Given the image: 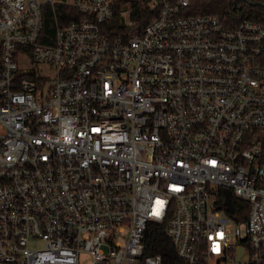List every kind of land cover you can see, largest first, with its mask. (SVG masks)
<instances>
[{"label":"built area","instance_id":"1","mask_svg":"<svg viewBox=\"0 0 264 264\" xmlns=\"http://www.w3.org/2000/svg\"><path fill=\"white\" fill-rule=\"evenodd\" d=\"M189 5L0 0V264H264V23Z\"/></svg>","mask_w":264,"mask_h":264},{"label":"trees","instance_id":"2","mask_svg":"<svg viewBox=\"0 0 264 264\" xmlns=\"http://www.w3.org/2000/svg\"><path fill=\"white\" fill-rule=\"evenodd\" d=\"M249 2L259 3L262 6H249L242 0H189V15H202V14H220L227 12L230 8L236 7L247 15L249 19L264 23V0H248ZM59 12H63V15L59 16ZM56 16H59L58 21L65 23L67 20L73 18L74 9L66 5H59L56 10ZM156 14V10H152L149 7L142 5L140 2L134 4L132 10V19L136 21L134 29H141L144 27L153 16ZM78 18V16H76ZM118 20L115 19L112 27V34L116 35L122 31L117 24ZM54 15L53 13H47L44 21V31L48 40L44 41L46 44L52 43V37L54 35ZM134 29L126 30L133 31ZM220 204L223 199L220 197ZM232 204L237 211V201L232 198ZM144 254L146 256H161L163 264H178L179 260L176 256V249L171 239L166 234L165 224H151L146 231V238L144 241Z\"/></svg>","mask_w":264,"mask_h":264},{"label":"water","instance_id":"3","mask_svg":"<svg viewBox=\"0 0 264 264\" xmlns=\"http://www.w3.org/2000/svg\"><path fill=\"white\" fill-rule=\"evenodd\" d=\"M242 1L245 2L249 6H262L259 3L249 2L248 0H242ZM224 197H225L224 205L227 207V210L230 213H232L233 212V205H232L231 198H230V194H229L228 191H224Z\"/></svg>","mask_w":264,"mask_h":264},{"label":"rangeland","instance_id":"4","mask_svg":"<svg viewBox=\"0 0 264 264\" xmlns=\"http://www.w3.org/2000/svg\"><path fill=\"white\" fill-rule=\"evenodd\" d=\"M40 73L48 76L50 81H52L55 77L54 71L47 65H40ZM88 261L89 259L87 257L82 258V263H88Z\"/></svg>","mask_w":264,"mask_h":264}]
</instances>
